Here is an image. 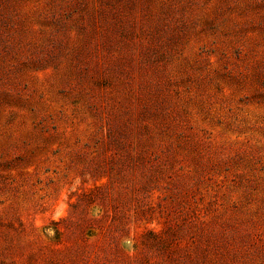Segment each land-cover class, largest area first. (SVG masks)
<instances>
[{
    "label": "rangeland",
    "instance_id": "obj_1",
    "mask_svg": "<svg viewBox=\"0 0 264 264\" xmlns=\"http://www.w3.org/2000/svg\"><path fill=\"white\" fill-rule=\"evenodd\" d=\"M0 264H264V0H0Z\"/></svg>",
    "mask_w": 264,
    "mask_h": 264
}]
</instances>
